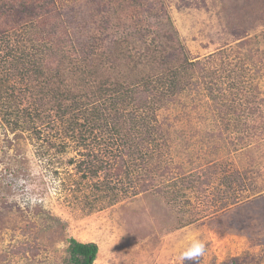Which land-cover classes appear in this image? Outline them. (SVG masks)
Wrapping results in <instances>:
<instances>
[{
    "label": "rangeland",
    "instance_id": "obj_1",
    "mask_svg": "<svg viewBox=\"0 0 264 264\" xmlns=\"http://www.w3.org/2000/svg\"><path fill=\"white\" fill-rule=\"evenodd\" d=\"M12 1L0 2V33L9 32L0 35V264H64L69 238L97 246L94 264H264V0H51V9L23 14L15 10L26 0ZM58 36L74 56L96 48L91 66L127 39L140 67L179 56L208 69L156 114L163 178L135 190L136 178L82 176L87 148L35 115L38 84L20 66L8 72L6 57L21 49L35 59ZM157 43L169 47L165 61L141 56ZM53 51L48 67L60 59ZM209 82L232 100L226 120L239 129L214 109Z\"/></svg>",
    "mask_w": 264,
    "mask_h": 264
},
{
    "label": "trees",
    "instance_id": "obj_2",
    "mask_svg": "<svg viewBox=\"0 0 264 264\" xmlns=\"http://www.w3.org/2000/svg\"><path fill=\"white\" fill-rule=\"evenodd\" d=\"M4 6L8 9V15L11 4L6 2ZM53 6L51 0H26L19 6L20 11L17 8L15 12L23 14L29 12L30 8L35 9V13L44 12ZM3 10L4 8L0 7V18L2 14L5 15ZM8 33L3 32L0 35ZM58 37V41L51 40L48 48L50 50L47 51V54L53 53L55 49L60 51V59L54 67H48L47 54L44 50V52L40 50L35 59L24 55L25 52L21 49H16L14 54L11 52L6 57H11L8 72L11 70L14 72L17 66L18 68L20 66L22 69L19 71H22V75L38 84L36 87L39 94L34 97L35 115L40 119L47 118L49 120L47 125L50 129L56 130V133L63 132V137H70L87 148L83 155L86 160L78 161L77 164L82 176L96 177L99 172L106 171L118 182L130 181L132 184H135L136 178L138 183L135 190L144 189L150 186L151 182L163 178L164 170H161L160 158L166 142L161 134L156 114L189 90L192 85L200 83L203 72H208V69L200 61H181L178 59L179 56L170 63L155 66L151 61H147L144 67H140L138 63L140 61L134 60L136 56L140 58L139 53L137 54L135 47L127 39H122L109 54L102 51L108 56L100 67L98 63L91 66V54L94 50L97 51L96 48L88 55L74 56L73 52L76 49L74 46L69 47L71 43L67 36ZM168 48L157 43L154 48L146 47L141 56L153 60L156 57L154 55L158 54L159 60L165 61ZM246 58L251 60L249 56ZM121 60L124 61L122 65ZM175 60L181 61L179 67L171 66ZM208 60L206 63L212 65L213 62ZM102 67H108L120 74L111 77L105 73V70L108 71L107 68L98 73ZM120 68L123 70L119 71ZM232 72L234 70H228L226 78H231ZM240 76L243 77L241 74ZM238 82L237 89L241 90L243 81ZM206 87L214 109L221 113L219 115L224 122L226 121L228 129L232 125L239 129L241 125L239 120H236V123L226 120V117L229 118L232 114L230 112H234L228 94L221 92L213 95L212 82ZM49 103L52 104L43 108ZM30 115L27 112L24 114L25 117ZM10 117L5 119V122L11 126V132L17 131L18 121L14 119L10 121ZM244 127L248 129V124L244 123ZM37 135L39 137L40 134ZM15 137L21 135L16 134ZM46 143L48 148H56V143L51 141ZM64 150V145H61V150L56 149L58 152ZM67 243L64 264L94 263L98 252L95 244H82L72 238H69ZM233 263L234 261L231 264Z\"/></svg>",
    "mask_w": 264,
    "mask_h": 264
},
{
    "label": "clouds",
    "instance_id": "obj_3",
    "mask_svg": "<svg viewBox=\"0 0 264 264\" xmlns=\"http://www.w3.org/2000/svg\"><path fill=\"white\" fill-rule=\"evenodd\" d=\"M96 260V259H95ZM95 262V261H94ZM94 264V263H93Z\"/></svg>",
    "mask_w": 264,
    "mask_h": 264
}]
</instances>
